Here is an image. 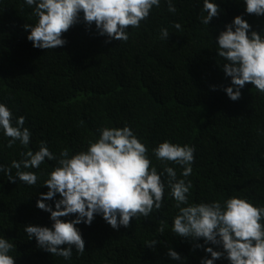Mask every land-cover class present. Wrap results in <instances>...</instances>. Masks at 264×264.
Segmentation results:
<instances>
[{
  "label": "trees",
  "instance_id": "1",
  "mask_svg": "<svg viewBox=\"0 0 264 264\" xmlns=\"http://www.w3.org/2000/svg\"><path fill=\"white\" fill-rule=\"evenodd\" d=\"M172 2L175 13L161 0L139 28L128 29L127 42L105 43L107 37L99 36L95 25L89 30L80 23L64 34V47L41 50L33 48L22 27L36 23L33 9L24 0H0V103L14 117L26 118L33 151L46 141L57 156L65 148L72 155L98 139L99 129L129 126L148 147L158 172L164 165L152 149L159 143L195 148L190 176L182 177L179 165H167L178 179L191 181L189 203L223 204L236 196L264 206V95L246 85L240 100L227 97L220 86H229L230 78L222 71L225 61L216 55L215 43L235 16L243 15L256 31H264V17L247 15L242 0H215L223 11L205 25L200 21L203 0ZM161 28L168 29L169 39H161ZM7 143L0 131V164L5 167L28 150L19 141L11 148ZM55 164L46 160L40 169H29L40 176L32 187L18 179L11 183L0 172V236L15 245L9 254L16 264H181L167 256L168 248L184 264H200L205 257L202 249L173 234L178 209L167 187L162 208L147 218H133L128 228L113 230L99 215L91 226L78 225L85 240L82 255L73 248L71 259L64 260L37 247L23 227H51L50 214L38 209L36 200L48 191L44 181ZM162 179L167 184L166 174ZM152 240L160 243L151 249L147 244Z\"/></svg>",
  "mask_w": 264,
  "mask_h": 264
},
{
  "label": "clouds",
  "instance_id": "2",
  "mask_svg": "<svg viewBox=\"0 0 264 264\" xmlns=\"http://www.w3.org/2000/svg\"><path fill=\"white\" fill-rule=\"evenodd\" d=\"M165 2L168 11L175 13L172 0ZM242 2L247 15L264 17V0ZM24 3L33 9L32 15L36 17L34 25L22 26L28 33L26 39L33 48L50 50L64 47L67 43L64 34L80 23L89 30L95 25L96 33L107 37L105 43L127 42L128 29L139 28L153 7H160L161 0H24ZM222 11L215 0H203L201 23L209 25ZM173 27L182 30L180 23H174ZM160 33L161 39H169L167 28H161ZM262 33L253 30L243 15H237L215 38L216 55L225 61L222 71L230 78V85L220 88L231 101L241 99L246 85L264 95ZM25 123L24 116L14 117L12 110L0 103V131L8 138L7 147L19 141L28 149L32 133L24 127ZM98 131V139L90 140L85 150L75 154L70 155L65 148L57 156L46 141H40L38 150L21 152V160H13L8 167L0 164V172L9 182L16 183L18 179L32 187L40 176L29 169H40L46 160L56 161L44 181L43 187L48 191L40 193L36 200V207L50 214L51 227L32 224L23 227L29 240L35 238L37 247L64 260L71 259L73 248L82 255L85 240L78 225L91 226L99 215L113 230L128 228L133 218H147L162 208L167 187L178 209L172 220V232L192 242L193 249L206 253L200 264H214L221 259L229 264H264V206H254L236 196L227 198L223 204L189 203L191 181L178 179L176 170L167 165H179L183 169L181 176H190L194 147L167 140L159 143L152 149L156 160L164 165L163 171L158 172L152 165L148 147L129 126L104 127ZM165 174L167 184L162 179ZM159 231L163 233L164 227ZM201 239L203 244L195 243ZM159 243L152 240L147 247L152 249ZM14 248L9 239L0 236V264H16L9 254ZM167 256L184 264L181 255L172 248H168Z\"/></svg>",
  "mask_w": 264,
  "mask_h": 264
}]
</instances>
